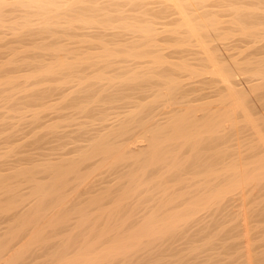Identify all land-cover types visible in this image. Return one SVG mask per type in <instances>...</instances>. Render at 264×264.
Wrapping results in <instances>:
<instances>
[{"label": "rangeland", "instance_id": "obj_1", "mask_svg": "<svg viewBox=\"0 0 264 264\" xmlns=\"http://www.w3.org/2000/svg\"><path fill=\"white\" fill-rule=\"evenodd\" d=\"M212 1L215 2V5L209 7L208 9L211 8L209 11L218 13V17H221L220 19L217 17L218 20H222L221 22L224 23H221V31L223 33L221 32V36L219 37H215L214 34L212 38L215 39L214 41L212 39L211 45L216 46V54L222 55L221 59L223 62H221V64L231 65V68L237 73H235L236 77H234L236 89L242 91L243 97L246 96L244 99L245 103H247L245 106L248 114L242 110H239V112L235 111V114L232 113L231 109L233 107L231 106V108L228 105L231 103L224 104L226 102L224 101L226 96L230 97L228 96L229 90H226L225 84L215 79L212 80L213 77L210 74L198 78H192L186 75L181 78L182 80L180 79L186 90L185 94L182 96V100L176 102V105L171 103L160 105L157 109L158 111L154 113L156 119L154 118V121L148 123V126L152 130L156 129V125L158 124L153 123L157 122L160 125V128L159 125L157 126L159 129L166 127L169 125L170 122L168 121L170 119L172 120L174 116L177 117L178 113V115H182V113H185L188 109L197 110L195 115L198 118L200 117L199 122L201 123L209 118V115L230 110L229 113L232 114V116H230L233 117L232 119L235 121L232 123L227 122V124H225L226 126L224 125L219 133L220 136L223 135L222 137L226 138H223L220 144L216 145L215 148L212 147L211 150L209 149L207 151L210 157L207 160L208 162H213L216 157L213 156V160H211V156L220 153V150H222L221 153H225L224 163L222 162L219 164L221 168L217 166V169H215L216 173L214 170V173L217 175L219 172H221L219 174H224L223 172H225L224 169H227L226 167L237 162L240 163V159L241 164L252 165L257 160L264 158V148H262L260 143V139H264V79L256 77L251 72H243V74H239L238 76L239 71L235 70V68L237 69L235 65L236 61H239L241 65L245 67H247L246 65L248 63L257 65L256 67L259 65L264 66V12H260V10L264 11V6L260 9H256L257 5L255 7L250 6L252 12L257 10L256 12L260 16L259 19L257 18L258 20H256L259 24L255 22V25L260 27V31L258 30L257 35L253 37L255 40H252V37L249 38L239 33L240 31L237 28L235 29V24L232 22L235 20L233 10L243 8V6L244 8L249 6L236 3L235 1L237 0ZM226 3H230L229 5H232L231 7L233 8ZM225 5L228 7L226 8ZM224 7L227 12L231 9L230 12L224 13ZM250 8L247 9L249 10ZM17 21L19 20L15 22ZM10 23H13L12 20L5 22L4 25L6 28H4L5 30L2 29L3 31L1 30L2 34L0 33V178H2L0 180H5L2 182L4 186L0 183V247L1 245H6L11 242L13 238H17L16 236L20 231L21 233L26 231L27 235L15 246L14 251L12 250L9 255L3 257V261L1 260L2 262L0 261V264H85L84 260L87 258L93 259L89 264H264V178L256 183L226 194L216 203L213 202L208 208L196 214L191 221L178 227L179 229L176 231V234L154 242L145 241V243L137 246L125 257H114L109 258V260H102L99 258L111 246V239L115 235L117 236L116 232L127 235L130 231L132 232L134 229L137 230L143 225L142 223L148 219L147 217L157 213V206L160 205L162 201L164 202L166 198L165 195L172 196L174 192L178 190L179 193L183 192L181 195H185L186 193L189 198L192 197L191 199L195 200L202 197L204 194L207 195L211 190L224 188L226 181L225 183L221 182L224 183V185H218V182L215 183L214 185L217 188L212 184V186L209 185L210 187H204L207 191L203 189V193L199 191L198 194H195V191L203 187L199 188V186L196 185V188L195 185H193V187L191 186V188L195 187L192 189L193 191L189 190L191 189L190 187L184 188L185 190H181L182 188L180 189L178 187V189H176L178 180L169 179L170 175L162 172L159 176H150L149 178L151 179H148L154 180V178H162L163 176V186L165 189H169L171 186L172 190L171 188L169 190L167 189L172 192L171 194H169L170 192L168 191L167 193L164 192V190L156 194V189H151L152 191L149 190L150 192L142 191L136 195V197L126 202L127 204H125L122 209L117 210L115 209V202L113 201L121 196L122 190L126 189H124V186H127V184L124 183L123 186L121 184V186L118 187L121 180L119 181L117 179L122 175L120 172L124 173L125 169L121 170V168H119L121 171L117 169V171L115 170L116 172H112L113 170L109 168L107 163H103L100 159H96L92 162L93 166L89 169V173L91 172L89 177L87 173L88 168L83 167V169H85L83 170V174L87 177H85L86 180L83 181L84 183L82 182L83 184L81 183L82 185L78 187V189L77 187H75L76 189H69L64 195H60L62 196L61 198L59 196L53 199V201H50L51 203L49 202V205L45 207L46 209L40 213L42 219L37 223H32L30 221V216H32L31 214H33V211L37 209L36 207L39 202L43 200L36 188L41 185L50 184L51 182V178L46 174L47 172L44 173V171L47 170L46 168L57 165L56 163L63 164L62 161L64 163L68 161L76 162L72 160L73 158L77 161L79 158L82 159L80 157L82 154L79 150H82L83 152H81L86 154L90 149H88V147L94 145L93 143H95L96 138L98 140V138H101L100 135L107 134L109 130L113 129L118 124L120 119L125 118L130 114V111L132 112L136 109L132 107L131 108L135 110H131V108L130 110H128L129 108L119 109L118 104H116V107L114 106L115 108L106 105L110 108L107 113L109 111L112 112L109 113L111 115L107 116L108 120L103 118V121L98 117L97 108H95L97 109L95 110L97 117L81 112L79 107L83 103L88 106L90 104L89 107H94L96 105H92L89 103L91 101L87 102L83 99H80L83 101L80 105L77 104L79 100L78 97H84V95H88L87 93H77L78 87H75L76 85L73 84H67L66 81L68 79L66 80V78L56 81L46 80L45 77H43L45 80L40 78L42 70L44 71L48 67H54L58 61L62 60V53L57 51L61 48L60 40L59 42L57 41L60 46L54 41L60 39L58 35H56L57 37L55 36L56 39L52 37V39L54 38L52 41L55 45L59 46L58 49H55L58 46L52 48L54 44L53 42L50 44V40L46 41V43L41 40L38 41L39 44L41 42V46L39 45L38 47V43L32 45V40L30 41L29 38L28 42L30 45L26 46L28 42L25 39L31 35L26 38L22 37L23 35L21 36L24 38H21L22 41L25 40L27 42H19L22 46L17 42H10V44V40H14V37H18L16 34H19V37L22 34L20 32L8 30L7 28L12 26ZM260 24L262 26H259ZM14 25L15 24H13V26ZM165 26L166 25H157L156 28L158 31L160 30L159 33L161 35H159L158 38V43L160 42L158 48L163 55H165L166 60L168 59L167 62L179 64L187 61L192 64L193 69L199 71L200 68L201 71L202 68L199 65L198 59L203 57V55L196 54L197 51H200L197 43L188 46L185 45L180 40H183L186 35L175 34L174 37V34L168 31L172 29L175 30L176 26L169 25V28H167L168 25ZM37 27L34 26L36 29ZM164 29L170 30L165 31ZM26 33L27 32H25V35ZM259 33L261 34L258 36ZM28 34L29 33H27V35ZM10 35L12 39H10ZM4 36L9 39L6 40V44V38ZM17 39L19 40L20 38ZM42 42L45 44L50 42L48 44L51 45L49 46L51 49L48 47V44L45 46L47 48H43L45 44ZM180 42L183 45L180 44ZM24 43H26V45ZM9 44L10 46L12 45V48H10L12 49L11 52L8 48ZM178 44L180 47L177 46ZM48 48L49 50H47ZM186 50L189 54H186L187 52L179 54V51ZM175 51H177L178 55ZM14 53L16 54L15 57ZM24 55L25 57H23ZM193 55L196 56L197 60ZM16 57L19 59H16ZM31 63L33 64L32 66ZM252 69H255V67ZM209 71H211V69ZM9 81L14 84H6V82L8 83ZM55 88L57 89L55 90ZM49 89L50 91H47ZM146 99L142 100L143 102L145 101V104L152 101L153 97ZM138 102L140 103V101ZM143 102L141 104H144ZM78 103H80V101H78ZM101 108L99 110H101ZM205 108H211L209 110L210 114H208L207 117L203 110ZM177 109L179 112L176 111ZM173 111H176V113ZM246 115L250 116L255 124L254 126H252L253 123H247L248 118ZM171 116H173V118ZM243 116H245V118ZM104 120L106 121L104 122ZM107 125L110 126L108 127ZM133 141L135 140H130L127 142L129 145H124L123 147L136 148L139 144L141 146L147 144L144 142L145 139H139L137 142L138 145ZM86 148L88 150L84 152ZM218 148L219 150L216 151L215 149ZM209 151H211V153ZM136 153L139 154V152H135L132 155H137ZM188 154L190 155V152L184 153L181 155V158L183 156L182 159H185L187 156L188 159ZM65 158L70 160L67 161ZM252 158L255 159L253 160ZM223 165L225 168H223ZM196 176L198 177L200 175H195L197 181V179L202 178L203 175L198 178ZM182 177L181 180L185 181L187 179V182L191 181L190 179H194V176L192 175L191 177L189 174L183 175ZM165 181L169 183V187H167ZM71 182L74 183L73 180ZM194 182L192 181L189 183L192 184ZM113 187L116 188L114 189ZM207 188L211 189L208 190ZM187 190L189 191L188 193ZM176 192L175 194L178 193ZM160 194L164 195V197L159 196ZM175 194L172 196L173 198H176ZM172 197L170 198L173 199ZM100 198L102 200L100 205H96V207L91 204L92 202L94 203V200H99ZM111 198L113 199L111 200ZM153 198H156V200ZM161 198L164 199L162 200ZM157 199L161 203H159ZM175 201L176 200L172 202L175 204ZM172 202H170L171 206H169L173 208L166 214L181 212L185 209L184 207H186V205H184L185 203L182 204L177 200L176 204H178V206L175 205L176 207L174 208ZM180 204L182 205L180 206ZM11 206H13V208ZM18 212H22L21 214L24 217V221L18 218V216L16 218L14 217ZM166 214L164 213V215ZM61 219H64L66 222L64 223V220ZM27 231H29V233H27ZM92 247L93 250L90 251ZM87 248L89 249L88 251H90L89 253Z\"/></svg>", "mask_w": 264, "mask_h": 264}, {"label": "bare ground", "instance_id": "obj_2", "mask_svg": "<svg viewBox=\"0 0 264 264\" xmlns=\"http://www.w3.org/2000/svg\"><path fill=\"white\" fill-rule=\"evenodd\" d=\"M235 2L249 7L244 8L243 6V8H237L236 6H234L237 8L233 10V16L235 17V20L232 22H234L235 24L234 27L235 29L237 28L240 31H238L239 33L249 38H253L255 35H257L258 30L260 31V27L255 25V22L257 23L256 20H258L260 16L257 14V10H255V12H252L250 6L255 7L257 5L258 8L256 7V9H260L262 6H264V0H237ZM229 4L230 3H228L227 5ZM214 5L215 2H213L212 0H0V31L6 28L4 25L5 22H9L10 20H12L13 23H10L12 24V26H9L7 29L12 30V32L16 31L22 33L20 37L19 34L15 33L18 37H14V40H10L9 43H19L22 41V39H24L22 37L26 38L27 36L31 35L25 40L28 42V40L30 39V41L32 40L33 42H31L32 45H36L35 43H38L37 46L39 47V45L41 46V42L39 44L38 41L41 40L46 43V41L50 40L51 43L47 42V44H52V40H54V38L52 39V37L58 35V38L60 39L54 41L58 44L60 40L61 46L59 44L58 45L61 48L57 51L62 53V60L58 61V63L54 65V67H48L44 71L42 70V72L40 73V78L42 79L43 77H45L46 80L52 81L66 78V80L68 79L66 81L67 84H73L76 85L75 87H78L77 93H87L88 95H84V97H78V101H80V103H78L77 101V104L80 105L81 102H83L80 99H83L87 102L91 101L89 103H91L92 105H96L94 107H89L90 104L88 106L84 105L83 103L79 107L81 112L94 115L95 117V110L98 109V117L103 121V118L108 120L107 116L111 115L109 113L112 111H109L107 113V111L110 109L108 107H116V104L119 105V109L129 108L128 110H130L131 107L136 109L135 110L131 108V110L135 111H130V114L126 117L123 114L125 118L120 119L118 121V124L113 129L109 130L107 134H103L102 136L100 135L101 138H98V140L96 138L95 143H93L94 145L92 147H88V149L90 148L89 150L87 148L85 150L83 149L84 152L88 150L86 154L82 153V150H79L83 155L80 156V154L78 153L82 159L77 157L79 158L78 161L73 158L72 160L76 162H70L68 161L70 159L65 158V160L68 161L67 163H64L62 161L63 164L56 163L57 165L48 167L46 168L47 170L45 169L46 171H44V173L47 172L46 174L51 178V182L50 184L44 186L41 185L36 188V190L39 192V195L42 196L43 200L39 202L36 207L37 209L33 211V214H31L32 216H30V221L32 223H37L40 221V219H42V215H40V213L44 209H46L45 207L49 205L48 203L50 201H53V199L58 198L60 195H64L65 192L69 189H73L75 187H77L78 189V187H80L84 183L83 181L86 180V175L83 174V170H85L83 169V167L88 168V172L87 170L86 172L88 173L89 177L91 173H89V169L91 168V166H93L92 162L96 159H100L101 161H103V163H107L109 165V168L113 170L112 172H114L115 170L117 171V169L119 168H121V170H126H124V173L120 172V174H122L120 175V178L118 175L119 179L117 180L122 181L119 182L120 185H118V183L116 182L118 187L121 186V184L123 186L124 183H126L128 186H124V189H126L122 190L123 192L121 196L113 201L115 202L114 205L115 209L117 210L122 209L123 206L127 204L126 202L136 197V195H138L142 191L150 192L149 190L156 189V194L163 190L167 193L171 186L169 187V183H166L168 181L167 180L165 181V183L167 184V187H169V189L167 187L166 188L168 190L165 189V187L163 186V176L162 178L158 177L159 179L154 178V180H149L151 179L149 178L150 176L156 177V175L159 176L162 172L170 175L169 179L171 178L174 180H178V185L175 183L177 185L176 189L182 188L181 190H183L186 187L191 188V186L193 187V185H195L196 188L197 186H199V188L203 187L202 189H198L197 191H195V194H198L199 191L203 193L202 190H206V188L204 187H208L209 185L212 186V184L213 186H215L214 184L217 182L218 185H224L226 181V185L224 186V188L218 190L216 189L213 191L211 190V192L208 191L210 193H208L207 195L204 194L202 197H199L195 200L191 199L192 197L189 198V196H187L188 194L186 193L185 195H181V193L183 192L179 193L178 190L177 193L175 191V188L174 191L178 194L177 196V194H175L174 192L176 198L172 197L174 196V194L172 196L165 195L166 198L164 202L162 201V203L157 199L159 203H161L158 206L156 205L158 208L156 210L158 212L156 211L157 213L147 217V220L144 219L145 222L142 223L143 225H141L140 227L138 226L139 228L137 230L134 229L135 231L132 230V232L130 231L129 234L127 233V235H122L120 234V232H116L117 236L115 235L113 237L114 239H111V246L99 258L102 260H109V258L114 257H125L128 256L137 246L145 243V241L154 242L156 240H161L167 236L176 234V231H178L179 229L178 227L182 226V224H185L188 221H191V219L196 214H198L203 209L208 208L213 204V202L216 203L226 194L244 188L250 184L256 183L264 178V158L260 160L256 159L257 161L254 163L252 162V165L241 164L240 159V163L237 162L229 167H226L227 169H224L226 174L225 172H223V170L222 172L224 174H219L221 173L219 172L217 175L215 174V169H217V166L218 168H221L219 164L224 161L225 153H221L222 150H220V153H217L215 155H212V153L211 160H213V156H215L216 159L213 160V162L207 161L208 158H210L207 151L209 149L211 150L212 147L215 148V146L220 144V142L224 138L222 137L223 135H219L221 128H223V126L227 124V122L232 123L233 121H235L232 119L233 117H231L232 114L229 113L230 110L227 112L220 111L216 114L214 113L212 115H209L210 117L207 119L205 118L206 120L204 122L202 121L201 123L199 122L200 117L198 118L195 115L197 110L188 109L185 111V113H182V115H178V113L177 117L173 115V118V116H171L173 119H170L171 121H168L170 123L166 127L159 129L160 125L157 122H154L153 124H158L159 128L157 127L158 125H156V129L152 130L148 126V123L154 121V118L156 116L154 113L158 111L157 109L160 107V105H166L170 103L175 104L176 102L182 100V96L185 94L186 90L184 89V85L182 81H180V79L183 76L185 77L186 75L192 78H198L210 74L213 77L212 80L215 79L225 84L226 90H229L228 96L230 97L226 96V98L224 99V101L226 102L224 104L226 105V103H231L228 105L230 107H233H231L232 113L242 110L246 114H248L246 112L245 106L247 105V103H245L244 99L246 96L243 97L242 91H238L236 89V83L234 80V77H236V72L231 68V65L228 66L221 64V62H223L221 59L222 55L220 56L216 54V46L211 45L213 39L212 36L214 34L215 37L221 36V23H224L221 22L222 20H218V18H221L218 17V13L209 11L211 10V8H208ZM229 6L231 7L232 5ZM227 7L228 6H226V8ZM247 8L250 9L248 10ZM230 10H228V12H230ZM223 12H227L225 7ZM260 12L263 13L264 11L260 10ZM16 20H19L17 22L22 21L23 23H17L15 22ZM13 24L15 25L13 26ZM157 25H168L167 28H169V25H174L176 26L175 30L172 29L171 31H168L170 29L165 30L166 28L164 30L174 34V37L175 34L184 36L186 35V37H184L183 39L184 41H180H182L187 46L192 45L193 43H197L200 51H197L196 54L203 55V57L198 59L199 65L202 68L201 71L200 68L199 71L193 69L192 64L187 61L179 64H172L167 62L168 59L166 60L165 55H163L161 50L158 48V44L160 43H158L160 30L158 31V29L156 28ZM34 26H36L37 29L34 28ZM259 26L262 25L260 24ZM2 31L0 32L1 34ZM25 32L29 34L27 35L26 33L25 35ZM260 34L261 33H259L258 36ZM5 38L6 44V40L8 39V37ZM17 38L22 39L18 40ZM10 39H12V37ZM25 40H23L22 42H26ZM252 40L255 39L253 38ZM26 43L24 44L26 45ZM28 43L26 46L30 45V43ZM55 43L53 42L54 45L52 46L54 47L52 48L58 46H56ZM10 44L8 48L11 52L12 49L10 48H12V45L10 46ZM47 44L43 45V48H47L45 47L47 46ZM50 44H48V47L51 46ZM180 44L182 43L180 42ZM59 46L55 49H58ZM177 46H179V44ZM49 48L47 50H49ZM175 52L177 53V51ZM186 52L187 50L179 51V54H184ZM186 54L189 53L187 52ZM15 55L16 54L14 53V57ZM18 57H16V59ZM23 57H25V55ZM13 61L11 62L14 63L15 61ZM32 65L33 64L31 63V66ZM235 65L237 69L234 66L232 67H234L235 70L239 71L238 76L239 74H243V72H251L256 77L264 79V66L262 65L256 67L257 65H251V63H248L246 65L247 67H245L244 65H241L239 61H236ZM253 67H255V69H252ZM210 69L211 71H209ZM6 84L12 85L14 83L9 81L8 83L6 82ZM56 89L57 88H55V90ZM47 91H50V89ZM149 97H153V100L149 103L146 102L147 104H145V101L143 102L142 100H145ZM138 101H140V103ZM141 101L145 105L141 104ZM106 105L109 106L107 107ZM100 108L101 110H99ZM178 109L176 110L177 112H179ZM205 109L203 110L205 111V115L207 117V115L210 114L209 110L211 108L206 110ZM176 111L173 112L176 113ZM243 117L245 118V116ZM247 118V123H253L249 115L247 116ZM106 120H104V122ZM254 125L255 124L253 123L252 126ZM132 139L135 140L133 142H136L135 144L137 145L139 139H145L144 142H146L147 144L145 146H141L139 144V146L136 148H126V146L123 147L124 145L128 146L129 144H127V142ZM263 140V138L260 139L262 148H264ZM215 150L217 151L219 150V148ZM135 152H139V154L136 153L137 155H132ZM187 152H190V155L188 154V159L187 156L185 159H182L183 156L181 158V155ZM209 152L211 153V151ZM223 168H225L224 165ZM121 170L119 169V171ZM187 174H189L191 177L192 175L194 176V179H190L191 181H189L194 182L195 180L194 183L190 184L189 182H187V179L185 180L186 182L181 180V177ZM195 175L203 176L196 181ZM72 180L74 181V183L71 182ZM4 181L5 180H0V183L2 184V182ZM2 185L4 186V183ZM194 188H191L189 190H192ZM215 188L217 187L215 186ZM188 192L189 191L187 190V193ZM171 193L172 192H170L169 194ZM159 196L164 197V195L162 194H160ZM61 197L62 196H60V198ZM170 197H172L173 199H171ZM112 199L113 198H111V200ZM153 199L156 200V198ZM174 200H176L175 204L173 203ZM177 200L182 204L185 203V209L178 213L175 212V214H166L168 211H170V209L173 208H170V202L173 201L172 203L174 204V208L176 207L175 205L178 206V204H176ZM101 201L102 200L100 198L99 200H94V203L92 202L91 204L94 206L100 205ZM182 204H180V206ZM11 207L13 208V206ZM21 213L22 212H18L14 217L16 218L18 216V218L24 221V217ZM164 213L166 215H164ZM63 222L65 223L66 221L64 220ZM20 233L17 234V238H13V240L11 239L12 243L9 242V240L7 241L9 242L8 244L1 245L0 261L3 259V257L9 255L12 250L14 251L15 246L20 243L27 235L26 231L21 234ZM27 233H29V231H27ZM88 248L87 251L89 250ZM91 250H93V247L90 248V251ZM90 251H88V253ZM92 261L93 259L91 258H87L86 260H84L85 264H89Z\"/></svg>", "mask_w": 264, "mask_h": 264}]
</instances>
